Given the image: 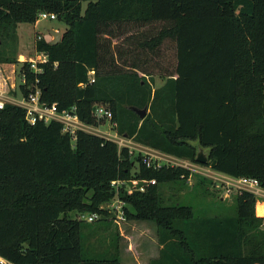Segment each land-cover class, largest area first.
Here are the masks:
<instances>
[{
    "label": "trees",
    "instance_id": "16d2710c",
    "mask_svg": "<svg viewBox=\"0 0 264 264\" xmlns=\"http://www.w3.org/2000/svg\"><path fill=\"white\" fill-rule=\"evenodd\" d=\"M41 11L67 26L57 44L37 39L36 50L49 56L40 73L24 67L43 102L75 108L89 125L98 119L93 107L103 105L120 136L196 163L198 141L210 149L200 164L264 188V0H0V63L16 62L6 53L18 25L35 24ZM133 107L149 111L141 117ZM144 156L133 160L128 147L84 130L73 139L58 121L32 125L24 108L7 103L0 264H121L119 234L113 251L86 245L90 224L113 219L103 204L115 198L127 220L156 224L161 249L150 264H264L254 193L239 190L234 213L167 204L161 185L190 173L149 167ZM117 180L125 183L118 190ZM71 212L100 218L87 224Z\"/></svg>",
    "mask_w": 264,
    "mask_h": 264
},
{
    "label": "rangeland",
    "instance_id": "374dc122",
    "mask_svg": "<svg viewBox=\"0 0 264 264\" xmlns=\"http://www.w3.org/2000/svg\"><path fill=\"white\" fill-rule=\"evenodd\" d=\"M86 6L87 1H84L83 8L85 9ZM66 27V24L57 19H40L35 24L21 23L18 25L17 29V43L13 47L10 46V50L6 54L14 57L16 62L22 57L33 58L35 56V44L37 39L45 38L48 41H52L54 35L51 31H60L63 34ZM16 62L2 63L13 64ZM164 83L165 80L162 77H155V85L157 87H161ZM18 95L21 97L20 92ZM86 131L103 136L107 139H117V137H115L117 133L114 125H112L110 120L105 118H98L96 124L86 127ZM129 143L132 144L131 142ZM128 148L132 153L133 160H137L140 156L144 155V151L134 144ZM156 160H158L162 166H180L188 169L190 173L186 178L161 185V192L165 199V203L169 204L180 201L181 203L192 204L197 212L207 211L211 214L234 213L235 198L239 189L235 186H231L232 191L227 195V184L222 183L221 180L218 179L217 173L212 171L211 168L184 159L168 158ZM137 169L138 164L134 166L132 170L133 173H135ZM201 178H207L208 181L201 183ZM115 200L116 198L114 201L112 200L103 204V207L108 209L110 218L114 214V206L116 205ZM123 205H125V203H123ZM88 214V212L83 214L71 212L72 217L83 220L85 223H87L85 217ZM108 223V225H103V223L90 224L93 228L88 230L90 233L87 235L86 245L88 244L93 248V253H103L110 249L113 251L114 238L119 234L121 264H136L134 263L136 255L138 257V262L147 264L148 259L151 257H145V252L152 251L153 247L156 249L155 246L159 244L156 224L148 220L133 221L127 219L117 223L112 218ZM100 225L101 227H99Z\"/></svg>",
    "mask_w": 264,
    "mask_h": 264
},
{
    "label": "built area",
    "instance_id": "2783aa9c",
    "mask_svg": "<svg viewBox=\"0 0 264 264\" xmlns=\"http://www.w3.org/2000/svg\"><path fill=\"white\" fill-rule=\"evenodd\" d=\"M48 19L56 20L57 15L52 12L41 11L38 15V20ZM49 62V56L44 51H38L35 49V56L33 58H20L18 62L13 64H3L0 63V109H3L7 103H12L18 105L25 109L27 121L34 125L39 121L49 123L51 121H58L63 124V131L68 132L76 139V133L78 130L86 131V127H89L88 123L81 121L75 112V108L70 110L59 111L58 104L53 103L51 105L43 102L41 100V89L38 86V79L36 84H28L26 70L24 69L25 64H29V67L36 73H40L43 68L41 64ZM95 72L90 71V83L95 81ZM24 89L28 90V94L25 95ZM20 92L21 97L18 95ZM94 114L97 118H105L112 120V112L110 109L103 105H95ZM112 123V122H111ZM114 127L116 123H112ZM88 132V131H86ZM117 133V132H116ZM117 139L113 140L118 143L119 147H131L132 140L126 136H121L117 133ZM112 140V139H110ZM131 140V141H130ZM155 159V160H153ZM156 159H161L158 157H153L151 155L145 154L144 162L149 167L161 168L162 164ZM218 179L222 183L227 184L226 194L229 195L232 191L231 186L237 187L239 190H246L248 192L254 193L258 197V201L264 198V188L260 185L259 181L255 178L249 177H224L220 174ZM220 182V183H221ZM155 180H150L147 184H155ZM219 183V184H220ZM125 183L123 181L117 180L113 181L112 185L118 190L120 186ZM134 189H137L134 186ZM141 191L145 190V186L141 185L139 188ZM262 198V199H260ZM116 205L114 206V216L113 219L117 223L126 220V216L123 210V201L120 199L115 200ZM100 218L98 213L88 214L85 219L87 222H94Z\"/></svg>",
    "mask_w": 264,
    "mask_h": 264
},
{
    "label": "crops",
    "instance_id": "0c3cea01",
    "mask_svg": "<svg viewBox=\"0 0 264 264\" xmlns=\"http://www.w3.org/2000/svg\"><path fill=\"white\" fill-rule=\"evenodd\" d=\"M154 87L157 88V86L155 85V83H154ZM148 111L149 110L147 109V113H148ZM131 143H132L131 146H133V144H134V145H136V147H139L142 151H144V154H148V155H151L153 157H158V158H161V159H168V158H171V159H182V158H178V157L173 156V155L165 154V153H163V152H161L159 150H156L154 148H151L149 146L139 144L137 142H134L133 140L131 141ZM184 160H187V159H184ZM212 171H214V170H212ZM214 172L217 173V174H220V175H222L224 177H227V178L228 177H231L230 175H227L225 173H221V172H217V171H214ZM263 208H264V200L258 201L257 202V205H256V213H257V215L264 217V209ZM155 247H156V249H154V247H153L152 248V251L145 252V255H146L145 257H149V256L151 257V258L148 259V263L147 264H150V261L152 259L157 258L159 256L160 249H161V245L158 244ZM134 263H136V264H143L142 262H138L137 255H136V258H135V262Z\"/></svg>",
    "mask_w": 264,
    "mask_h": 264
},
{
    "label": "water",
    "instance_id": "95a60500",
    "mask_svg": "<svg viewBox=\"0 0 264 264\" xmlns=\"http://www.w3.org/2000/svg\"><path fill=\"white\" fill-rule=\"evenodd\" d=\"M51 33L54 35V39L51 41L52 44H57L61 41L62 39V33L60 31H51ZM95 107H93V112L95 111ZM133 109L141 116L145 117L147 114V108L139 109L136 107H133ZM194 145L196 146L197 149V154H196V159L199 163H207L209 161V153L210 149L204 148L203 146L200 145L198 141L194 142Z\"/></svg>",
    "mask_w": 264,
    "mask_h": 264
}]
</instances>
